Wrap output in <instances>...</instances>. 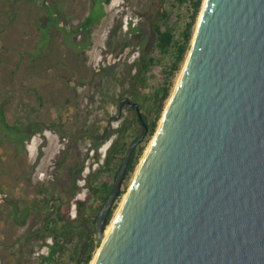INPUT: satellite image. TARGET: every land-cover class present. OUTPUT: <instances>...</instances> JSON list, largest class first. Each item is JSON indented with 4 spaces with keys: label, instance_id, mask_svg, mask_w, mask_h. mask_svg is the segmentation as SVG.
<instances>
[{
    "label": "water",
    "instance_id": "95a60500",
    "mask_svg": "<svg viewBox=\"0 0 264 264\" xmlns=\"http://www.w3.org/2000/svg\"><path fill=\"white\" fill-rule=\"evenodd\" d=\"M143 137L96 215L93 264H264V0H203L161 122L104 236Z\"/></svg>",
    "mask_w": 264,
    "mask_h": 264
},
{
    "label": "rangeland",
    "instance_id": "374dc122",
    "mask_svg": "<svg viewBox=\"0 0 264 264\" xmlns=\"http://www.w3.org/2000/svg\"><path fill=\"white\" fill-rule=\"evenodd\" d=\"M91 2L0 0V264H73L74 251L82 256L89 237L96 241L95 225L90 224L95 203L80 214L76 200L86 198L87 176L104 159L114 130L128 115L124 106L118 109L120 99H132L129 90L135 81L136 88L140 86L136 75L142 63L148 57H159L161 64L143 76L144 94L135 99L140 103L147 95L151 103L168 61L167 55L154 47L152 29L158 13L162 9L170 13L168 24L175 32L183 27L189 14L188 3L110 0L105 16L92 28L91 44L82 60L49 21L46 7L59 4L64 15L59 21L68 29L83 20ZM44 31L48 46L40 51L37 47ZM184 62L170 79L169 96L156 129ZM147 116L151 120L154 113ZM36 124L45 127L41 136L28 130V125ZM104 133L108 134L107 140L93 148L92 141ZM154 133L143 139L138 164ZM20 139L27 143L28 151L20 145ZM95 154L98 164H91L88 157ZM75 163H80L82 170L73 186ZM136 168L126 180L127 189ZM40 190L44 192L40 194ZM124 194L114 203L109 223ZM25 209L26 217L19 224L15 213L20 217ZM51 216L57 232L69 231L59 239L45 231ZM56 243L59 249L48 262L42 256Z\"/></svg>",
    "mask_w": 264,
    "mask_h": 264
},
{
    "label": "trees",
    "instance_id": "16d2710c",
    "mask_svg": "<svg viewBox=\"0 0 264 264\" xmlns=\"http://www.w3.org/2000/svg\"><path fill=\"white\" fill-rule=\"evenodd\" d=\"M110 0H92L90 10L88 11L87 15L83 18V20L72 27L66 28V25L59 21V18L64 16L62 11L59 9V4H55L53 6L47 5V12L49 16V21L52 22L54 25L58 27L63 34L64 42L66 45L77 52L79 56H81L82 60H85L86 57L84 56L85 49L90 46L91 44V33L92 28L99 23V21L105 16V6L108 4ZM167 1V0H166ZM175 1L177 4L182 5L188 3V19L184 23L183 27L175 32V29L168 24V19L170 17V13L162 9L158 15L157 19L153 23V35H154V47L159 50L161 55H167L168 61L164 63L163 67V75L160 77V81L158 82V86L155 89L153 96L151 97V103L149 102V98L147 95L138 103V107L140 111L145 110L146 113H154L153 118L148 121V133L146 138H149L154 133L157 121L160 118L162 113V109L164 106V102L169 96V87L171 86L170 79L173 77L174 73L178 71L181 67V64L184 62L189 48L191 39L193 36V32L195 30V25L198 19L199 12L201 10V6L203 0H171ZM161 22V24H160ZM78 35L82 36V41L77 42L75 39ZM48 38L46 32H43L41 41L37 47L41 51L44 46H48L46 43V39ZM161 64L159 57L153 58L148 57V59L142 63L138 74L136 75L140 81V86L136 88V81L132 83L129 93L132 97L135 96L134 99H140V96L144 94L145 89V82L146 79L143 77L147 74L151 68L154 66ZM137 89V92H136ZM148 102V103H147ZM142 129L143 126L138 122L137 123ZM28 130L35 134H40L41 129L44 127L40 124L35 125H28ZM126 129V121L123 120L119 127L114 130V133L117 132L118 134L125 135ZM110 135V134H109ZM126 136V135H125ZM25 136L22 137V139ZM108 137V135H107ZM22 139H20V145H22ZM118 141V139H117ZM145 140H143V143ZM141 143L136 149H134V156L130 161L127 167V178L132 175L134 172L136 165L138 164V159L141 156L144 145ZM126 145L123 143L122 147L119 148L114 146L105 156L103 164L100 166L99 170L95 174L94 178L89 180L88 182V194L85 199L83 200H76V204L78 210L81 214V211L85 209L87 206L91 207V204L94 202L95 211L90 216V224L95 225V218L97 215L98 210L100 209L101 205L104 203L106 198L108 197L111 189H112V179L119 171L118 167L120 161L126 151ZM81 167L77 168L74 171L73 179L75 182L76 178L79 176L81 172ZM126 180L123 182L121 187L120 194H123L127 189V182ZM74 186V185H73ZM40 194L44 191L40 190ZM54 207V206H53ZM57 212V210H54ZM113 209L111 211V214ZM27 214V209L22 211L20 217L17 216L15 213V220L19 224L24 222V219ZM111 215H109L108 220H110ZM88 220V219H86ZM55 220L52 216L48 219L45 224V231L49 234H55L56 238L59 239L64 234L68 233L69 231H58L54 228ZM65 226H62V230ZM60 246L58 243L49 246V251L46 256H42L48 262H51L54 259L55 253L59 249ZM99 246V242L95 241L92 236L89 237V241L85 243V249L82 252V256L76 251H74L75 261L73 264H89L92 259L93 253L95 249Z\"/></svg>",
    "mask_w": 264,
    "mask_h": 264
},
{
    "label": "flooded vegetation",
    "instance_id": "af4514ba",
    "mask_svg": "<svg viewBox=\"0 0 264 264\" xmlns=\"http://www.w3.org/2000/svg\"><path fill=\"white\" fill-rule=\"evenodd\" d=\"M78 37H81L82 38V36L81 35H78L77 37H76V41L77 42H79V40H77V38ZM120 103H119V110H121L122 109V107L124 106L125 108H127V113H128V115H124L123 116V119H121V122L123 121V120H125L126 121V129H125V135L123 136V135H121V134H118L117 132H115L114 133V136H113V139H111V141H110V144H109V147H108V150L106 151V153L104 154V159H105V156H106V154L108 153V151L109 150H111L112 148H114V146H116V144H117V147H119V148H121L122 147V145H123V143H125V145H126V151H125V153H124V155H123V157H122V159H121V161H120V164H119V169H120V166H121V163H122V160H123V158H124V156L126 155V153H127V150H128V148H129V146H130V144L132 143V142H134V141H136L141 135H143L144 134V137H143V139L147 136V133H148V123L146 122V121H148L149 119H148V116H147V113H146V111L145 110H143V111H140V109H139V107H138V102H136V100L134 99V97H132V99L131 98H121L120 99V101H119ZM142 103V102H141ZM137 109L139 110V113H140V115L142 116V119L144 120V122H145V124H146V129L143 127V129L137 124L138 122L141 124V122H140V120H139V115H138V113H137ZM119 114H120V112H119ZM120 122V123H121ZM142 125V124H141ZM143 126V125H142ZM119 127V126H118ZM117 127V128H118ZM45 128V127H44ZM43 128V129H44ZM43 129H41V131H40V134H38V136H41V134H42V130ZM107 135L108 134H106V133H104L100 138H97L96 140H94V141H92V146H93V148L95 147H97V144H100V143H102V142H104V141H106L107 140ZM117 139H118V141H117ZM143 139H142V141L134 148V149H136L142 142H143ZM23 144V143H22ZM26 145H27V143H24L23 144V147H24V149L25 150H27L26 149ZM134 149H133V151H132V154H131V157H130V160H129V163H130V161L132 160V158H133V156H134V154H133V152H134ZM97 156L98 155H92L91 157H88V159L90 160V163L92 164H98V162H96L97 161ZM104 159L101 161V162H99V164H98V167H97V169L96 170H94L92 173H90L88 176H87V179H86V183H87V187H88V182H89V180L90 179H93L94 178V176H95V174L97 173V171L99 170V168H100V166L103 164V162H104ZM88 162V161H87ZM129 163H128V165H129ZM76 165H74L73 164V170H72V172H73V175H74V171L77 169V168H80V163H75ZM128 165H127V167H128ZM118 169V170H119ZM116 176V175H115ZM115 176H114V178L112 179V184H113V182H114V179H115ZM126 177H127V169H126V174H125V177H124V181L126 180ZM79 179V176L76 178V180H75V182L77 181ZM74 181V179H73V176H72V185H74V183L75 182H73ZM123 181V182H124ZM112 190V189H111ZM89 192V191H88ZM111 192V191H110ZM110 194V193H109ZM102 206V205H101ZM98 213V212H97Z\"/></svg>",
    "mask_w": 264,
    "mask_h": 264
},
{
    "label": "bare ground",
    "instance_id": "6f19581e",
    "mask_svg": "<svg viewBox=\"0 0 264 264\" xmlns=\"http://www.w3.org/2000/svg\"><path fill=\"white\" fill-rule=\"evenodd\" d=\"M160 122H161V120H160ZM160 122H159V124H160ZM147 148H148V147H147ZM147 148H146V149H147ZM145 151H146V150H145ZM125 196H126V194H124L123 199L125 198ZM123 199H122V201H121V203H120V206H121V204H122V202H123ZM119 209H120V207L118 208V210H119ZM118 210H117V212H118ZM117 212H116V214H117ZM116 214H115V216H116ZM115 216L113 217V219L111 220V222L109 223V225L106 227L105 232H104V236L107 235V233H108V231H109V229H110V227H111V224L113 223V220L115 219ZM94 258H95V255H94ZM94 258L92 259V261H90V262H91L90 264H93Z\"/></svg>",
    "mask_w": 264,
    "mask_h": 264
},
{
    "label": "clouds",
    "instance_id": "9594fccd",
    "mask_svg": "<svg viewBox=\"0 0 264 264\" xmlns=\"http://www.w3.org/2000/svg\"><path fill=\"white\" fill-rule=\"evenodd\" d=\"M27 146H28V145H26V149H27ZM27 151H28V149H27Z\"/></svg>",
    "mask_w": 264,
    "mask_h": 264
},
{
    "label": "crops",
    "instance_id": "0c3cea01",
    "mask_svg": "<svg viewBox=\"0 0 264 264\" xmlns=\"http://www.w3.org/2000/svg\"><path fill=\"white\" fill-rule=\"evenodd\" d=\"M87 15V14H86Z\"/></svg>",
    "mask_w": 264,
    "mask_h": 264
}]
</instances>
